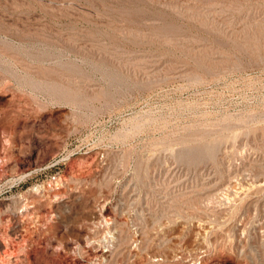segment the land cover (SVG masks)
I'll list each match as a JSON object with an SVG mask.
<instances>
[{
  "label": "rangeland",
  "instance_id": "1",
  "mask_svg": "<svg viewBox=\"0 0 264 264\" xmlns=\"http://www.w3.org/2000/svg\"><path fill=\"white\" fill-rule=\"evenodd\" d=\"M0 264H264V0H0Z\"/></svg>",
  "mask_w": 264,
  "mask_h": 264
}]
</instances>
